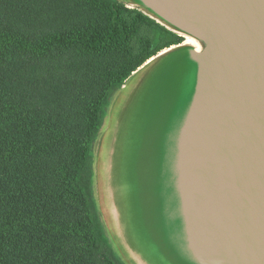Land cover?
<instances>
[{"label": "trees", "instance_id": "1", "mask_svg": "<svg viewBox=\"0 0 264 264\" xmlns=\"http://www.w3.org/2000/svg\"><path fill=\"white\" fill-rule=\"evenodd\" d=\"M170 29L119 0H0V264H125L100 219L94 149L114 94L179 44Z\"/></svg>", "mask_w": 264, "mask_h": 264}, {"label": "water", "instance_id": "2", "mask_svg": "<svg viewBox=\"0 0 264 264\" xmlns=\"http://www.w3.org/2000/svg\"><path fill=\"white\" fill-rule=\"evenodd\" d=\"M135 1L200 44L172 134L185 252L193 264H264V0Z\"/></svg>", "mask_w": 264, "mask_h": 264}, {"label": "rangeland", "instance_id": "3", "mask_svg": "<svg viewBox=\"0 0 264 264\" xmlns=\"http://www.w3.org/2000/svg\"><path fill=\"white\" fill-rule=\"evenodd\" d=\"M119 1L130 9L137 7L132 0ZM176 60H169L176 69L164 64L153 75L148 72L152 64L147 62L128 79L112 97L96 141L94 196L98 209L100 196L101 205L110 213L106 219L101 214L100 219L113 250L125 264L139 262L121 239L108 204L113 185L127 194V203L125 197L121 198L124 203L118 200V205L122 203L119 210L129 228L130 242L144 259L156 264H193L181 239L179 215L172 207L174 174L170 166L172 134L191 93L194 63H180V71Z\"/></svg>", "mask_w": 264, "mask_h": 264}, {"label": "flooded vegetation", "instance_id": "4", "mask_svg": "<svg viewBox=\"0 0 264 264\" xmlns=\"http://www.w3.org/2000/svg\"><path fill=\"white\" fill-rule=\"evenodd\" d=\"M134 1V0H132ZM179 39V44L177 45L178 48L175 50V54H174V58H176L178 66L180 67L179 64L182 63L184 64V66H186L187 64H191L192 60L189 58V51L192 49H195L194 46L188 45L187 43H185V41L187 42L186 38L187 35H185L184 33L178 32V31H174ZM183 37V38H182ZM197 42V41H196ZM185 43V44H184ZM198 43V42H197ZM198 45L200 46V44L198 43ZM168 67H171V69H176V64L171 65V63L169 62ZM101 184H98V187L100 189ZM121 188H119L118 186L113 185L112 189H110V191H108L109 195H108V204L111 207V211L113 212L114 216H115V221H116V226L120 229V234H121V239H123L124 244L126 246V248L130 251V253L135 257V259L139 262V264H156L155 262H153V260L151 259L149 262L144 259L143 255L141 252H139L134 246L133 244L130 242V235H129V228L127 227L125 221L122 218V215L120 213V208L121 204L124 203V200H122L121 198L126 199V195L125 193L120 191ZM174 195V193H173ZM172 195V207L173 209L175 208V213H178V209H179V204L177 203L178 200H176V196L174 197ZM119 198V199H118ZM118 200L121 201L118 205ZM99 206H100V215L102 214L103 217H105V219L107 218L109 211L105 210L103 208V206L101 205V197L99 196ZM128 202V200L126 199V203ZM117 203V204H116ZM118 205V207H117ZM107 221V220H106ZM159 264V263H158Z\"/></svg>", "mask_w": 264, "mask_h": 264}, {"label": "bare ground", "instance_id": "5", "mask_svg": "<svg viewBox=\"0 0 264 264\" xmlns=\"http://www.w3.org/2000/svg\"><path fill=\"white\" fill-rule=\"evenodd\" d=\"M186 40H187V42L185 41V43H187L188 45L194 46L196 51H200V46L198 45V43L194 39L187 36Z\"/></svg>", "mask_w": 264, "mask_h": 264}]
</instances>
